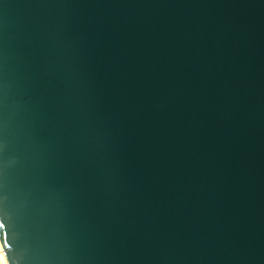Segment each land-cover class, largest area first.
Masks as SVG:
<instances>
[{"label":"water","instance_id":"obj_1","mask_svg":"<svg viewBox=\"0 0 264 264\" xmlns=\"http://www.w3.org/2000/svg\"><path fill=\"white\" fill-rule=\"evenodd\" d=\"M8 264H264V0H0Z\"/></svg>","mask_w":264,"mask_h":264},{"label":"bare ground","instance_id":"obj_2","mask_svg":"<svg viewBox=\"0 0 264 264\" xmlns=\"http://www.w3.org/2000/svg\"><path fill=\"white\" fill-rule=\"evenodd\" d=\"M0 261L2 264H8L6 256H5V252H4L3 247L1 245V241H0Z\"/></svg>","mask_w":264,"mask_h":264},{"label":"rangeland","instance_id":"obj_3","mask_svg":"<svg viewBox=\"0 0 264 264\" xmlns=\"http://www.w3.org/2000/svg\"><path fill=\"white\" fill-rule=\"evenodd\" d=\"M0 264H2L1 261H0Z\"/></svg>","mask_w":264,"mask_h":264}]
</instances>
